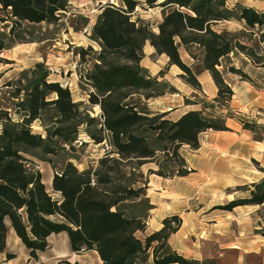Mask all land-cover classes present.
<instances>
[{
	"label": "trees",
	"instance_id": "obj_1",
	"mask_svg": "<svg viewBox=\"0 0 264 264\" xmlns=\"http://www.w3.org/2000/svg\"><path fill=\"white\" fill-rule=\"evenodd\" d=\"M125 6L106 3L92 28L91 38L99 46L80 49V57L90 51L95 60L85 79L93 91L92 105H99L100 123L109 133L111 150L98 165L79 170L65 162L55 171L47 188L32 157L51 163L69 148L74 150L82 126L91 127V117L83 103L72 99L71 91L59 82H49L44 63L4 83L6 103L0 104V254L5 253L12 229L30 250L44 252L53 234L66 233L75 253L95 251L102 264H208L190 259L173 249L170 236L182 226L178 214L165 217L163 226L148 230L147 215L152 204L147 186L137 177L140 167L155 162L158 169L149 174L163 178L186 176L188 166L181 148L200 146L199 136L208 130L225 131L221 118L190 110L172 120L168 112L141 108L135 96L148 100L164 94L156 78L141 65L144 46L149 43L169 65L182 71L187 83L200 89L192 68L181 58L180 46H197L199 66L208 71L218 88L216 101L231 100L233 89L219 67L226 72L242 70L226 62L230 55L244 54L254 65L264 68V10L227 0H121ZM70 0H0V22L10 21V37H0V55L10 48L15 30L22 22L53 23L59 20ZM161 7L162 21L154 31L151 25L134 20L137 6ZM239 21L250 33L258 34L256 46H248L239 33L213 28L224 21ZM195 59L196 56L192 55ZM3 58L0 56V61ZM38 121L39 133L32 124ZM96 143L104 137L91 133ZM249 199L232 201L216 208L232 210L237 205L263 204L264 181L254 185Z\"/></svg>",
	"mask_w": 264,
	"mask_h": 264
},
{
	"label": "rangeland",
	"instance_id": "obj_2",
	"mask_svg": "<svg viewBox=\"0 0 264 264\" xmlns=\"http://www.w3.org/2000/svg\"><path fill=\"white\" fill-rule=\"evenodd\" d=\"M106 3L125 6L121 0H70L65 11L59 14V20L53 23L22 22L15 30L11 47L1 53L0 87L9 81L22 77V73L34 68L37 63H44L49 69V82H59L71 91L75 102L83 103L96 122L91 127L82 126L74 150L67 148L57 156H48L51 163L40 157H32L35 166L40 170L47 188H51L52 177L56 170L67 162H73L79 170L96 167L99 159L111 150L108 143L109 133L101 128L102 110L99 105H92L89 94L93 88L86 82V75L93 68L95 60L90 51L85 60L80 57V49L100 46L92 40V28ZM236 4L251 6L264 10V0H227L233 8ZM134 20H141L158 31L157 25L162 21L161 7L137 6L131 13ZM0 15L5 12L0 11ZM11 22H0V37L9 39ZM218 31L237 32L241 40L248 46H256L259 35L250 33L239 21H224L213 26ZM264 51V41L259 45ZM144 58L141 65L149 75L156 78L164 89V94L151 99L135 96L141 108L152 111L168 112L172 120L178 119L190 110H200L206 116L224 120L228 130H208L200 134L198 149L187 145L181 153L188 161L194 173L184 183L182 190L190 191L191 210H214L219 205L229 202H240L249 199L254 185L264 181V68L254 65L244 54L230 55L226 65L231 64L241 69L239 73L226 72L224 77L233 89V96L225 103L216 101L218 88L210 73L204 71L197 58L200 50L197 46L185 49L180 46L182 60L197 75L200 89L187 83L188 77L181 76L183 71L176 65H169L165 55H158L147 43L143 49ZM192 55L196 56L195 59ZM5 88H0V104L6 103ZM34 131L42 133L43 128L38 121L32 124ZM90 132L104 137V141L96 143ZM158 169L155 162L143 164L137 177L140 185L147 186V194L155 199L160 196L166 203L174 202L170 187H179L177 180L163 178L157 174H149V169ZM51 180V181H50ZM217 186V188L215 187ZM220 186V188H218ZM150 189V190H149ZM165 191L163 193V190ZM208 211V212H209ZM215 215L228 216L236 225L264 236V203L237 205L232 210L216 208ZM147 215V225H148ZM252 226V227H251ZM210 261L208 264H213ZM0 264H102L95 251L82 250L75 253L70 248L66 233L53 234L44 252H36L32 256L29 249L17 239L16 233L10 229L7 237V248L0 255Z\"/></svg>",
	"mask_w": 264,
	"mask_h": 264
},
{
	"label": "crops",
	"instance_id": "obj_3",
	"mask_svg": "<svg viewBox=\"0 0 264 264\" xmlns=\"http://www.w3.org/2000/svg\"><path fill=\"white\" fill-rule=\"evenodd\" d=\"M193 173L194 171L186 176L170 178L177 180L179 185L174 189L169 188L174 195L171 205L160 196L153 199L148 194L152 204L148 230L152 232L160 229L165 217L178 214L182 218V226L170 236L169 243L185 257L212 261L213 264H264V236L243 229L236 225L237 221L228 219V216L215 215V209L191 210L190 203L194 196L190 191L184 192L182 187L186 186L184 183L191 179Z\"/></svg>",
	"mask_w": 264,
	"mask_h": 264
},
{
	"label": "bare ground",
	"instance_id": "obj_4",
	"mask_svg": "<svg viewBox=\"0 0 264 264\" xmlns=\"http://www.w3.org/2000/svg\"><path fill=\"white\" fill-rule=\"evenodd\" d=\"M51 181V180H50ZM17 239H19V237L17 236Z\"/></svg>",
	"mask_w": 264,
	"mask_h": 264
}]
</instances>
